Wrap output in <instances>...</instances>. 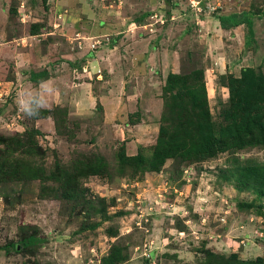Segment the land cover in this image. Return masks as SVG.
Instances as JSON below:
<instances>
[{
	"label": "rangeland",
	"instance_id": "obj_1",
	"mask_svg": "<svg viewBox=\"0 0 264 264\" xmlns=\"http://www.w3.org/2000/svg\"><path fill=\"white\" fill-rule=\"evenodd\" d=\"M263 11L264 0H0V82L20 59L27 74L46 67L55 88L43 110L28 78L19 96L0 85V264H105L116 243L126 255L120 264H203L207 251L264 261V187L254 182L264 178L254 172L264 167V143L204 161L168 159L137 175L116 171L121 146L127 155L154 148L170 97L183 93L170 88V75L201 72L209 115L220 124L232 114V80L251 71L248 83L264 91ZM242 12L250 26L219 28L217 16ZM70 13L81 15L68 24ZM85 64L87 94L105 96L108 86L119 106L108 127L100 100L74 111L62 92L60 77L82 80L72 70ZM114 67L119 82L96 85L95 73L104 79ZM136 123L132 133L125 128ZM31 132L33 144L18 137ZM17 137L19 148L7 142ZM80 154L101 156L108 174L75 168Z\"/></svg>",
	"mask_w": 264,
	"mask_h": 264
},
{
	"label": "trees",
	"instance_id": "obj_2",
	"mask_svg": "<svg viewBox=\"0 0 264 264\" xmlns=\"http://www.w3.org/2000/svg\"><path fill=\"white\" fill-rule=\"evenodd\" d=\"M264 15V11H263ZM221 29L231 30L242 25H251V18L247 12L219 15L215 18ZM38 25L32 27L37 30ZM33 32V31H32ZM40 78H45L47 73L42 71L33 74ZM253 76L249 71L243 74V78L232 80L229 87V105L232 114L224 118L223 124L213 121L207 108V95L204 84L202 83L203 74L200 72L185 75H170V88L175 90L176 85L183 91L181 97L178 95L170 97L167 104L165 116L159 126V133L156 144L151 152L146 155L142 153V147L134 155H127L125 146L121 148L125 151L119 156L116 171L120 175H137L148 171H157L165 160L173 159L176 162H196L204 161L216 156L219 153L254 147L264 143V91L248 80ZM188 78L191 79L188 81ZM245 106L247 110H253L247 114L240 115V110ZM256 130V131H254ZM254 131V132H253ZM34 132L30 135L25 134L21 137L31 141ZM12 138L7 140L15 141L17 148L22 143L19 139ZM83 160L76 165L82 172L94 175H107V161L101 156L91 154L89 157L79 155ZM26 165V164H25ZM254 172L264 173V167L257 168ZM65 178L69 193L75 194L76 176L67 175ZM255 183L264 187V178L255 177ZM76 185V186H75ZM75 186V188H74ZM68 193V194H69ZM90 208L94 207L91 203ZM203 264H264V261H237L235 255L224 256L207 251ZM126 255L119 243L113 245L109 254L104 260L105 264H120L125 262Z\"/></svg>",
	"mask_w": 264,
	"mask_h": 264
},
{
	"label": "crops",
	"instance_id": "obj_3",
	"mask_svg": "<svg viewBox=\"0 0 264 264\" xmlns=\"http://www.w3.org/2000/svg\"><path fill=\"white\" fill-rule=\"evenodd\" d=\"M80 15H81V13H77L76 15L73 14V13H70L69 16L66 15L67 18H68L67 19V23L68 24L71 23V21L73 20V17L80 16ZM88 18H90V17H88ZM64 20L66 22V17L62 19V24L65 23ZM102 24L103 23H100V25H102ZM132 24H133V22H132ZM217 24L219 26L218 21H217ZM57 26L58 25H56V27ZM221 30H223V29H221ZM50 34H52V31L46 32L45 36L46 35L50 36ZM119 34H121V33H119ZM47 45H48V43H43L42 44V46H43L42 55L44 53V50H46L45 47ZM109 51H111V49H109ZM39 57H43V56H39ZM87 57H91V58L93 57L94 58L92 53L90 54V56L87 55ZM68 60H71V59H68ZM71 62H69V65H70ZM15 63H16V65H14V67H13L14 74L11 75L13 77L11 79L7 80L6 82H2V83L0 82V85L6 84L7 86H9V88L11 87L12 90L15 91V93H14L15 95L19 96L21 94V85H22V81H20L21 80L20 78H22V77L28 78L27 81H25L24 86H26L25 84H29L31 86L37 87V89H38V91H37V99L38 100L36 101V103H38V105H40L39 108H42L43 110H48L50 108V105H52V104H50V99L54 98L53 96L55 95V88H52V84H51L54 81L53 80L50 81L49 78L47 77L48 76V71H47L46 67L45 68L42 67L40 69V71H34V73H32V74L30 72H28V74H27L24 70L20 71L21 69H19V68H21L20 66L22 65L20 59H17L15 61ZM141 65H142V62H141V59H140V61L138 60V62L134 63V66H132L133 71H136L137 75H139L140 73H143L142 71L138 70L139 66H141ZM79 67H81V66H79ZM81 68H82V71L74 68L72 70V77L74 78L75 75H80V76L83 77L82 80H80V78L79 79H75L74 78L73 81L68 80V83H67V81L65 80L64 76L60 77L59 80L57 79L60 83L64 81L61 84L62 92L66 93L67 99L69 101L68 104L72 108H74V111H77V110L79 111L80 110L82 112L84 110L85 103L90 105L91 101L95 103V99H98V102L100 100L99 104L103 108V115H104L103 123L105 125H107V127H108V126L112 125L116 121L114 119L117 116V112H118L119 106L117 105L116 100L114 101V100L110 99V95H109L110 94V89H109L108 86H106V83L103 80H106V79L112 77L115 82H119V80H120L119 77L120 76H118V75H120L121 70L118 67H114V71H112V72H115V73H111L110 75L106 76L104 79H102V75L99 73V70H98L97 73H95V74H97V76H96L97 80L95 78L96 85H98V86L102 85V86H106L107 87V90H106L105 96H104V95H100V93H97L96 89H92V88H90L92 94L91 95L87 94L88 90H87L86 86H91V83L88 82V79L89 80L92 79L91 78V74L92 73H90V70L87 68L86 64L83 67H81ZM92 68H93V70H95L94 67H92ZM42 71H45L47 73V76L45 78H40L38 76H33V74H38L37 72L40 73ZM117 72L119 74H116ZM74 73H75V75H74ZM126 76H127V74H125V78H126ZM124 83H126V82H124ZM58 85H60V84H58ZM124 90H125V88H124ZM132 93L129 92L128 96H131ZM109 120H114V121H111V123H110ZM141 126H142L141 123H136L134 128L131 129L130 126L128 124H126L125 128L128 127L129 130H127V131L132 133V131L134 129L139 128Z\"/></svg>",
	"mask_w": 264,
	"mask_h": 264
},
{
	"label": "clouds",
	"instance_id": "obj_4",
	"mask_svg": "<svg viewBox=\"0 0 264 264\" xmlns=\"http://www.w3.org/2000/svg\"><path fill=\"white\" fill-rule=\"evenodd\" d=\"M23 111H24V114H25L26 116H29V117L33 116V115L30 114L26 109H24Z\"/></svg>",
	"mask_w": 264,
	"mask_h": 264
}]
</instances>
